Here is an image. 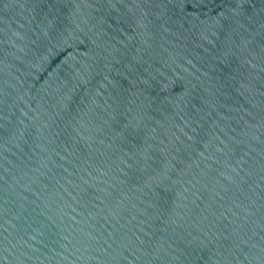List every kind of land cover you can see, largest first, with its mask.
Returning <instances> with one entry per match:
<instances>
[{
    "label": "water",
    "instance_id": "1",
    "mask_svg": "<svg viewBox=\"0 0 264 264\" xmlns=\"http://www.w3.org/2000/svg\"><path fill=\"white\" fill-rule=\"evenodd\" d=\"M0 264H264V0H0Z\"/></svg>",
    "mask_w": 264,
    "mask_h": 264
}]
</instances>
